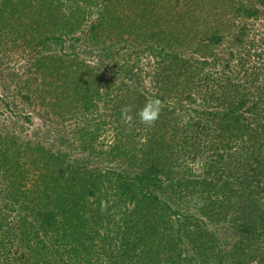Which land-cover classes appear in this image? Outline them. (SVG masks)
Listing matches in <instances>:
<instances>
[{
	"label": "trees",
	"instance_id": "16d2710c",
	"mask_svg": "<svg viewBox=\"0 0 264 264\" xmlns=\"http://www.w3.org/2000/svg\"><path fill=\"white\" fill-rule=\"evenodd\" d=\"M37 1L22 77L58 145L0 130L3 198L21 207L0 261L264 264V0ZM33 11L0 0V28Z\"/></svg>",
	"mask_w": 264,
	"mask_h": 264
},
{
	"label": "rangeland",
	"instance_id": "374dc122",
	"mask_svg": "<svg viewBox=\"0 0 264 264\" xmlns=\"http://www.w3.org/2000/svg\"><path fill=\"white\" fill-rule=\"evenodd\" d=\"M21 1V0H17ZM25 1V0H24ZM37 0H28V3L33 7L32 16H30L31 26L28 24V18L23 16H16L15 19H11V25L8 27L0 28V51L3 50L4 53L0 55V130L4 134H13L16 139V146L20 147L21 144L25 142L32 141L33 143H38L44 138L53 148L57 147V142L53 132L50 130V127L46 121H44L39 115L38 111L40 108V96L31 95L26 97L28 89L25 86L26 83L24 80L29 78H24L22 76L27 72L24 67L25 59L21 57L19 51L24 48L23 43L21 42V35L25 34L26 37L37 35L36 22L38 21L36 13L39 10L37 8ZM120 7L124 12L129 16L131 11L135 9L130 2H123L120 4ZM18 7H11V11H14ZM9 7L7 6V10ZM0 15L8 18L7 12H2ZM12 15L10 14V17ZM13 26V27H10ZM38 27V26H37ZM121 48H124L123 45ZM1 53V52H0ZM144 57H142L143 59ZM25 80V81H26ZM40 82V80H38ZM42 85L40 88L42 89ZM33 102V105L31 104ZM38 104V105H35ZM50 132V133H49ZM108 139V138H106ZM61 148V147H60ZM23 152L24 147L20 148ZM20 159L23 163L30 162L29 158L25 156V152L20 154ZM30 164V163H29ZM37 166L29 165L27 169L24 170V176L20 177L18 180L20 182L19 191H21L25 196L28 191H31L37 188L42 179L41 169L36 168ZM2 182V181H1ZM0 182V221H1V233L0 238L1 242L11 251H15L18 248L13 239H11L10 229L15 231V222H16V213H19L20 205H11L8 200L3 198L4 186ZM20 200L27 199L23 196L20 197ZM12 209V210H11ZM228 241L230 238L228 237ZM18 244V242H17ZM9 250V251H10ZM14 255V254H13ZM11 254V256H13ZM19 254L16 255L17 258ZM4 259L0 261V264H3Z\"/></svg>",
	"mask_w": 264,
	"mask_h": 264
},
{
	"label": "clouds",
	"instance_id": "9594fccd",
	"mask_svg": "<svg viewBox=\"0 0 264 264\" xmlns=\"http://www.w3.org/2000/svg\"><path fill=\"white\" fill-rule=\"evenodd\" d=\"M164 105L157 98H151L146 101L144 106L139 109L137 116L139 122L146 127H153L155 122L159 119L160 113ZM121 118L122 120L131 125L133 122V116L131 115L133 108L131 105H124L121 107Z\"/></svg>",
	"mask_w": 264,
	"mask_h": 264
}]
</instances>
